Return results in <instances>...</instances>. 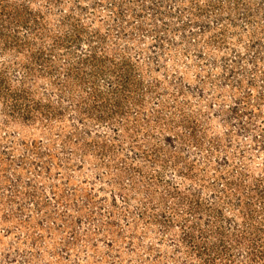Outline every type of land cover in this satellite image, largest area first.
I'll use <instances>...</instances> for the list:
<instances>
[{"label": "rangeland", "instance_id": "1", "mask_svg": "<svg viewBox=\"0 0 264 264\" xmlns=\"http://www.w3.org/2000/svg\"><path fill=\"white\" fill-rule=\"evenodd\" d=\"M0 264H264V0H0Z\"/></svg>", "mask_w": 264, "mask_h": 264}]
</instances>
